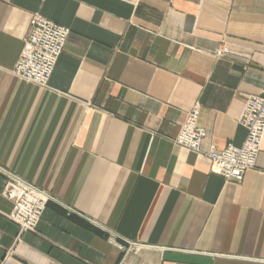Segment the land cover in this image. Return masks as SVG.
Returning a JSON list of instances; mask_svg holds the SVG:
<instances>
[{
  "label": "crops",
  "instance_id": "0c3cea01",
  "mask_svg": "<svg viewBox=\"0 0 264 264\" xmlns=\"http://www.w3.org/2000/svg\"><path fill=\"white\" fill-rule=\"evenodd\" d=\"M35 14L71 30L47 87L14 73ZM260 94L264 0H0V169L54 198L22 233L0 170V264H264V139L240 182L174 142L198 105L241 146Z\"/></svg>",
  "mask_w": 264,
  "mask_h": 264
},
{
  "label": "built area",
  "instance_id": "2783aa9c",
  "mask_svg": "<svg viewBox=\"0 0 264 264\" xmlns=\"http://www.w3.org/2000/svg\"><path fill=\"white\" fill-rule=\"evenodd\" d=\"M71 30L40 14L31 20L29 33L24 38L23 49L14 68L16 76L27 82L47 87L50 77L63 53ZM230 53L229 48L218 52L219 56ZM200 107L194 106L182 123L174 142L194 153L205 155L210 161V171L226 181L240 182L244 175L257 167V160L264 138V94L245 98L239 123L247 130L241 146L229 144L222 150L212 146L202 150L206 129L199 124ZM8 178L5 195L14 205L8 217L20 226L21 232H35L53 196L11 172L0 169ZM122 250H134L132 242L117 243Z\"/></svg>",
  "mask_w": 264,
  "mask_h": 264
},
{
  "label": "bare ground",
  "instance_id": "6f19581e",
  "mask_svg": "<svg viewBox=\"0 0 264 264\" xmlns=\"http://www.w3.org/2000/svg\"><path fill=\"white\" fill-rule=\"evenodd\" d=\"M23 45H24V43H23ZM22 49H23V47H22ZM21 51H22V50H21ZM243 109H244V108H243ZM242 112H243V111H242ZM239 119H240V118H239ZM263 139H264V138H263ZM262 143H263V142H262ZM233 145H234V144H233ZM242 145H243V144H242ZM235 146H236V145H235ZM188 150H189V149H188ZM258 158H259V157H258ZM257 161H258V160H257ZM13 211H14V209H13ZM12 213H13V212H12ZM12 213H11V214H12ZM11 214H10V215H11Z\"/></svg>",
  "mask_w": 264,
  "mask_h": 264
},
{
  "label": "rangeland",
  "instance_id": "374dc122",
  "mask_svg": "<svg viewBox=\"0 0 264 264\" xmlns=\"http://www.w3.org/2000/svg\"><path fill=\"white\" fill-rule=\"evenodd\" d=\"M8 179V178H7ZM7 187H8V184L6 185V189H7ZM5 193H6V191H5Z\"/></svg>",
  "mask_w": 264,
  "mask_h": 264
}]
</instances>
